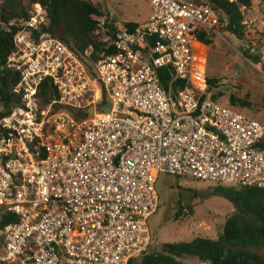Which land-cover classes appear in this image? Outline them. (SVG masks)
Here are the masks:
<instances>
[{
	"label": "built area",
	"instance_id": "obj_1",
	"mask_svg": "<svg viewBox=\"0 0 264 264\" xmlns=\"http://www.w3.org/2000/svg\"><path fill=\"white\" fill-rule=\"evenodd\" d=\"M149 4L136 28L94 17L106 48L95 62L43 32L39 4L16 34L21 103L0 106V211L18 222L0 230V264H131L150 246L162 174L264 189V124L196 83L195 47L221 37V11ZM46 81L58 97L43 107Z\"/></svg>",
	"mask_w": 264,
	"mask_h": 264
},
{
	"label": "trees",
	"instance_id": "obj_2",
	"mask_svg": "<svg viewBox=\"0 0 264 264\" xmlns=\"http://www.w3.org/2000/svg\"><path fill=\"white\" fill-rule=\"evenodd\" d=\"M193 1L200 3L202 0ZM207 1L216 10L221 11L222 21L227 22L225 31L239 40H244L247 36L244 12L252 8V0ZM37 4L46 9L50 21L49 26L43 28L44 33L58 38L77 54L93 50L94 62L106 49L98 33L99 23L94 19L105 15L90 1L0 0V106L6 111L21 103L20 98L13 93L20 81V73L8 64V59L15 49L14 38L30 20L32 9ZM128 26L136 28L138 24L128 23ZM199 40L206 45L211 43L205 34H201ZM254 55L259 56L256 60L262 59L261 54ZM245 56L255 59L248 53H245ZM167 79L168 76L164 72V82ZM57 97L50 81H46L40 89V104L47 107ZM230 104L228 106L239 112V109L247 110L252 107L246 100L235 97L231 98ZM248 117L258 120L252 116ZM215 186L217 188L214 189V194L228 199L236 209L227 219L222 235L217 240L197 238L192 242L164 244L159 252L146 251L141 264H183L179 259L186 257L196 258L202 264H264V189ZM186 209L193 215L192 206ZM17 222L15 215L0 211V230ZM134 261L131 264H134Z\"/></svg>",
	"mask_w": 264,
	"mask_h": 264
},
{
	"label": "rangeland",
	"instance_id": "obj_3",
	"mask_svg": "<svg viewBox=\"0 0 264 264\" xmlns=\"http://www.w3.org/2000/svg\"><path fill=\"white\" fill-rule=\"evenodd\" d=\"M94 3L103 15L119 23H142L151 13L149 0H87ZM247 36L239 40L227 33L200 42L195 51L198 57L196 83L206 84L215 101L231 105L232 97L246 100L251 109L241 110L264 124V0H252V8L244 12ZM261 54V60H256ZM255 59H248L245 56ZM93 114V111H91ZM215 184L162 174L157 183L159 209L149 220L151 243L148 253L162 250L164 244L192 242L197 238L217 240L223 233L227 219L235 213L228 199L215 195ZM182 191L194 194L193 215L184 207ZM184 208V209H183ZM143 255L135 259L141 264ZM183 264H202L198 259H179Z\"/></svg>",
	"mask_w": 264,
	"mask_h": 264
},
{
	"label": "water",
	"instance_id": "obj_4",
	"mask_svg": "<svg viewBox=\"0 0 264 264\" xmlns=\"http://www.w3.org/2000/svg\"><path fill=\"white\" fill-rule=\"evenodd\" d=\"M214 37H210V39H213ZM111 110V106L107 105L102 109L103 112H109ZM194 197V194L191 191H182L181 192V198L183 200L184 207H188L190 203L192 202V199Z\"/></svg>",
	"mask_w": 264,
	"mask_h": 264
},
{
	"label": "crops",
	"instance_id": "obj_5",
	"mask_svg": "<svg viewBox=\"0 0 264 264\" xmlns=\"http://www.w3.org/2000/svg\"><path fill=\"white\" fill-rule=\"evenodd\" d=\"M151 14H152V13H150V15L148 16V18H147L144 22H146L148 19H150ZM144 22H142V23H144ZM142 23H135V24H142Z\"/></svg>",
	"mask_w": 264,
	"mask_h": 264
},
{
	"label": "flooded vegetation",
	"instance_id": "obj_6",
	"mask_svg": "<svg viewBox=\"0 0 264 264\" xmlns=\"http://www.w3.org/2000/svg\"><path fill=\"white\" fill-rule=\"evenodd\" d=\"M181 196V195H180ZM183 201V200H182Z\"/></svg>",
	"mask_w": 264,
	"mask_h": 264
}]
</instances>
